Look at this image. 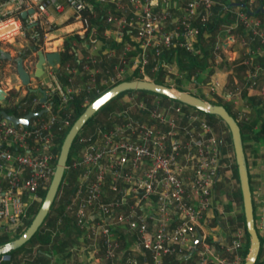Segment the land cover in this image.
Masks as SVG:
<instances>
[{
  "label": "built area",
  "instance_id": "1",
  "mask_svg": "<svg viewBox=\"0 0 264 264\" xmlns=\"http://www.w3.org/2000/svg\"><path fill=\"white\" fill-rule=\"evenodd\" d=\"M90 1L110 5L104 14L108 28L101 33L102 38L108 40L112 36L118 42L125 31L132 41V44H124L114 74L101 81L100 84L106 85L134 69L142 74V79H149L144 69L150 58L154 59L150 72L158 66L172 72L174 60L168 62L162 57L166 50L198 54V29L194 24L206 23L212 15V6L217 4L216 0H183L182 4L179 0ZM244 1L248 8L256 2ZM49 7L56 11L66 7L77 17L91 10L89 0H62V3L58 0H0V42L25 36L28 27L29 38L37 39L39 32L32 25L42 23ZM29 9L32 11L25 17L15 16ZM230 18L232 21L224 27L228 34L226 41L244 47L246 39H254L255 48L246 52L256 56L264 53V23L246 10H235ZM238 26L243 32H232ZM95 42L100 45L98 40ZM95 42L90 46L91 51L99 49ZM227 42H217L214 49H222L227 60L232 61L233 52L225 47ZM135 49L134 56L125 58L126 51ZM102 53L109 58L114 50L106 47ZM218 61L216 56L215 63ZM94 62L92 54L88 53L81 65L88 72L84 83L62 84L57 73L50 71V81L43 85L45 93L55 94L60 103L81 94L98 93ZM63 70L72 73L68 65ZM244 74L247 89L264 97V61L247 68ZM209 83L203 95L214 92L227 101L237 94L234 88L225 89L224 83L216 77L212 76ZM124 97L125 108L118 112L124 119L117 121L112 114L107 129L99 123L90 134H76V144L82 146V153L65 166L78 171L65 211L72 215L83 237L92 242L94 250L97 238L101 239L103 259L108 264H121L113 227L134 234L136 248L147 253L146 264H163L164 257L180 255L193 246L195 258L187 264H242L239 254L245 244L242 225L213 239L205 231L211 190L218 179L220 159L226 157L212 126L197 112L185 110L180 104H162L159 96L153 98L151 105L136 99L134 93H126ZM86 101L85 97L83 103ZM37 102V98H32L30 104ZM40 107L45 109L46 115L31 118L26 127L13 125L0 116V229L5 233H16L22 228L28 206L39 201L37 191L48 186L56 157L53 151L55 130L60 131L69 123V110L58 120L48 104L43 102ZM131 110L135 111L136 118L131 116ZM176 117L182 121L180 124ZM261 191L262 185L257 184L251 196L258 207L253 220L259 240L257 254L262 261L264 240L259 237L264 239V193ZM198 235L201 238L193 245ZM8 260L7 253L0 254V263ZM126 263L138 264L134 256L126 258Z\"/></svg>",
  "mask_w": 264,
  "mask_h": 264
},
{
  "label": "trees",
  "instance_id": "2",
  "mask_svg": "<svg viewBox=\"0 0 264 264\" xmlns=\"http://www.w3.org/2000/svg\"><path fill=\"white\" fill-rule=\"evenodd\" d=\"M217 4L215 3L212 6V15L208 19L206 23L203 24H194L198 29L197 34V44L196 47L199 50L200 57H197L196 55H192L190 53H187L180 49H170L166 50L162 53V57L164 60L168 62H175L176 67V73L167 72L166 69L158 66L154 72H150V68L153 65L154 59L150 58L148 65H146L144 71L145 76H147L151 81L161 84L167 87H173L177 88L179 90L191 93L193 95H196L200 97L203 100L208 101L206 98L195 92V89H201V85L205 83V76L206 74L212 73L215 69H224L225 71L229 70V73L227 75V82L225 85H229L232 81V77L240 76L241 72H244L245 66L242 64L241 57L233 59L230 63H226L225 61V53L222 49H214V45L217 43L216 36L218 34V27L223 28L224 26L230 24L232 19V12L235 10L245 11V9L239 5L232 4L234 3H244V0H231V2H226V0H216ZM258 7H261L263 9L262 12H257L255 16H258L260 20L262 21L264 19V2L263 0H256L254 5L249 7L250 11H255ZM106 7H101L93 4L90 11H85L83 14L78 17L84 27L85 30L83 34L75 35L74 32L66 33L63 35V40L60 46L59 50V62L58 66H63L64 63L73 60L72 62L74 64H77L75 62V44L82 43L81 49L87 48L90 44H92L95 41L100 42V54L102 51L108 47L110 49H113L115 51V54L113 57L104 58L101 57L100 62L98 63V75L97 77L100 80L101 78L105 77V73L109 74L112 72V67L117 63V53L120 49L123 48V44L130 43L132 44V41L130 40V34L123 32L122 39L119 43H115L113 37L111 36L110 39L105 40L101 37V33L108 28L107 25L104 24V14ZM250 14V13H249ZM17 18H19V14L15 15ZM73 19H68L67 22L72 21ZM30 28V27H28ZM34 29H36L39 32V37L35 40L29 39V47L27 49H22L21 51L17 52L15 57H20L22 60H26L27 58L35 56L31 55L32 52H36L37 50H40L42 48V29L38 27L37 24L33 26ZM232 32L236 33H242L241 27L238 26L236 29H234ZM205 36V38H204ZM27 38V37H26ZM254 47H251L250 50H253ZM137 49L135 50H129L125 53V58H130L135 55ZM117 52V53H116ZM219 57L218 63H215V57ZM247 57L253 56V54L250 53V51L246 55ZM14 58L11 59V62L14 65ZM0 60L1 61H7L5 57H3V53L0 51ZM257 61L258 64L262 63L264 61V53L257 55ZM116 62V63H115ZM78 63H81V61H78ZM105 65V66H104ZM103 67L107 68L104 69ZM201 73H204L205 76H201ZM64 77V76H63ZM143 76L138 72V70L134 69L133 71H127L125 74L120 78L117 79L114 83L106 85V86H100V91L98 93H91L87 95H78L76 97H73L72 100L68 101L67 103H60L58 97L55 94H46L45 93V103L48 104L50 112L54 113L58 120H60L63 115L66 113L67 110L70 111V118L69 123L67 126H65L60 131L55 130V139H54V145H53V151L55 152L56 156L58 154L61 142L64 138V135L66 134L67 130L69 129L72 122L78 117V115L84 110L85 106L90 103L92 100H94L96 97H98L100 94H102L104 91H106L111 86L119 83L123 80H131V79H142ZM97 80V81H98ZM65 82V80H64ZM225 89H230L228 87H225ZM38 92V91H37ZM46 92V91H45ZM122 93H137V94H151L154 96H159L163 102L166 103H172V104H180L183 109H193V111L197 112L199 115H202L207 122L211 125L212 123L210 120L215 117L217 119H220L218 116L211 115L208 113H204L202 111H199L193 107L187 106L185 104H182L176 100L170 99L166 96H162L150 91H144V90H130L125 91ZM242 96L246 98V100L250 103L251 97H246V88H243L241 92ZM18 96V91L11 88L7 92V96L5 97L4 101L0 104V116L2 117L3 114H9L14 115L16 117H22L25 113L28 111H42L43 108L40 107L41 103L37 102L36 107L29 108L28 103H30L32 98H35V93L28 87L25 86V94L20 97L17 101L14 99ZM87 98L86 103H83L84 98ZM115 97H113L111 100H113ZM210 102V101H208ZM212 103V102H211ZM216 104H221L228 113L235 119V117L230 113L229 109L224 105L223 102H215ZM259 103V101H258ZM25 104L27 105L25 107ZM261 104V103H260ZM28 107V108H27ZM250 108H252L255 111V127L250 128L245 123H240L238 120H236L238 126H239V132H240V138H241V145L242 150L244 153L245 158V165L247 169V175H248V183H249V189L251 190L252 183L250 179V173L252 170L256 168V164L258 163L261 165V168L263 170L261 171L260 175L264 176V153H261L260 150L263 149L262 152H264V114H261L259 104L252 105V102L250 104ZM46 112L41 113L40 116H45ZM132 117L136 118L137 115H133V113H130ZM95 113L88 118V120L84 123L87 124L91 119H93ZM115 120L122 121L124 119V115H120L118 117L114 118ZM209 120V121H208ZM221 120V119H220ZM110 122H105L103 125L104 129H107L109 127ZM83 125V126H84ZM225 125V124H224ZM82 126V127H83ZM212 126V125H211ZM226 127V126H225ZM227 129V127H226ZM81 130V129H80ZM78 131L81 133V131ZM229 134V133H228ZM230 142V137H229ZM231 144V142H230ZM232 148V146H231ZM82 153V146L76 144V138L74 137L69 151L67 155V159L65 162V166H68L69 163L73 159H77L80 157ZM233 153V151H232ZM260 160L258 161L257 158ZM249 159L251 160L249 164ZM55 159L53 160V165L55 164ZM234 162V157H233ZM259 168H257L258 170ZM78 171H70L67 168L64 169L62 178L60 180V183L57 187L55 196L51 202V205L42 221V223L39 225V227L36 229L34 234L22 245L17 247L16 249L10 250L7 252L9 255V260L6 262H2L0 264H49V260L51 258V252H57V253H67L66 249L71 247L74 244V240L76 237L79 236V233L82 232L81 229H79L75 221L72 217V215L65 211V205L69 202L70 196L72 194V188L74 180L71 181V187L70 182H68L67 177L74 179ZM233 179L237 186V193H236V200L239 203L240 207V214L237 216V220L241 222L244 236L245 238V244L243 249L240 251V256L242 258V264L246 258L247 252H248V234L246 233L245 226H244V218H243V212H242V203H241V195L238 185V177H237V171L236 166L234 163L233 166V172H232ZM216 186V185H215ZM214 187V186H213ZM217 187V186H216ZM46 188L40 189L37 191V194L39 196L38 202H32L28 206L27 214L28 218L24 221L22 228L19 230V233H17L16 236L7 239L4 234L2 233V230L0 229V245H3L10 241L13 238H16L30 223L31 219L35 215L42 199L45 194ZM264 189V186L262 187ZM251 193V191H250ZM56 201H58V204H56ZM251 202H252V209H253V200L251 196ZM230 208V205L225 206V209ZM254 210V209H253ZM254 219V215H253ZM219 221L215 219V223H218ZM220 228V225H218ZM83 233V232H82ZM35 247V250L31 254L30 251H27L25 258V263H21L20 258H15L16 253L20 252L25 246ZM253 264H264V260H259V255L257 254V257Z\"/></svg>",
  "mask_w": 264,
  "mask_h": 264
},
{
  "label": "crops",
  "instance_id": "3",
  "mask_svg": "<svg viewBox=\"0 0 264 264\" xmlns=\"http://www.w3.org/2000/svg\"><path fill=\"white\" fill-rule=\"evenodd\" d=\"M58 1L62 3V0H58ZM89 4L91 5V8H92L93 4L100 6V8L106 7V8H104L105 11L107 10V8H110V5L91 3L90 0H89ZM19 18H21L20 14H19ZM69 18L73 19V20L70 22H67V20ZM37 25L43 31V33H42V48L40 50L43 52L44 51H56V52H58V54H59V50H60V46H61L64 34L74 32L75 35L81 36L85 30V27H84L82 21L77 16H75L66 7H63L62 11H56L53 7H49L47 9V13L43 16L42 23H39ZM33 26L34 25H32V27ZM224 27L223 28L218 27V34L224 33V29H225ZM28 33H30V28H28V30L26 31L25 36H22V35L21 36H15L13 39H9L6 42H0V51L3 53V57H5L4 53H6V52L9 53V57H5L7 59V61H1L0 60V88L6 92V96H7L8 90H10L11 88L18 91V96L14 99L15 101H17L20 97H22L25 94V86L20 85V81H19L17 74L15 72V58L16 57L14 58V65H13V63L11 62V59H13V57L11 58V54L15 53V55H16L17 52L21 51L22 49H27L29 47V39L31 40L32 38H29ZM32 40H35V39H32ZM216 41L219 42L218 36H216ZM119 42L120 41L115 42V43H119ZM95 43H97V45L100 47L98 42H95ZM90 46H91V44L87 48L81 49L82 43L75 44V55H76L75 56L76 57L75 62H77V64H74L72 62L73 60L64 63V65L60 66V67L58 66L59 61L56 62L54 66H49L48 64H44L43 65V73L38 78L33 77V74H32L33 70H34V63L36 61V55L34 52H32L31 55L35 56L34 59H33V57H30V58H27L26 60L25 59L22 60L23 66L25 67V69L29 73V85H28V87L31 90L38 88V87L46 90L45 86H43V85H44V83H47L50 81V79H49L50 77L48 75V73L50 71L57 73L58 80L62 84L70 83L71 85H73L75 83H84L88 78V72L84 71L82 69L81 65L84 63L85 58L88 55V53H91L93 58L95 59V62L92 65V67L94 69H96L95 82H96L98 87L102 86L100 84L102 80L100 79V81H97L99 79L97 77L98 69H99L97 65L100 62L101 57H104V55H103V53L100 54V52H101L100 49H97L95 51L94 50L91 51ZM229 51L233 52V54H231V57L233 56V59L236 58L237 55H239L234 50H229ZM121 52H122V49H120L118 51V53L116 52L117 53V55H116L117 61H118V56L121 54ZM94 53H96L95 56H94ZM114 54H115V51H114ZM113 56H111V57H113ZM78 61H81V63H78ZM26 63L33 64L32 68L29 69L28 66L26 65ZM11 65L13 66L12 70H9V71L7 70V72L1 73L2 69H6V68H10V67L12 68ZM65 65H68V67L72 68V73H69V72L63 70V67ZM114 66L112 67V72H114ZM228 73H229V70L225 72V71L215 69L212 73H210L208 75L210 77H212V76L216 77L222 83H225V82H227ZM67 77L71 81H69ZM232 78L234 79L235 77L233 76ZM64 80H65V82H64ZM34 93H35L34 97L37 98L38 102H40L39 98L41 97V93L37 92V91ZM253 93L254 92L252 90L246 89V95L251 96V94H253ZM135 95L137 97L141 98V100H143L147 105H149V104L151 105L153 98L155 97L154 95L147 94V93H144V94L135 93ZM122 98H123V102H125V97H122ZM4 99L0 101V104L4 101ZM209 101L212 103H215V102H223L224 100L219 96V98H217V99L212 98ZM231 102H233V101H231ZM161 103L165 104V105L172 104V103L163 102V100H161ZM225 103L229 107L230 111H232V114H234L233 110H232L233 106L228 102H225ZM26 106L27 105L25 104V107ZM28 107L34 108V107H36V104L28 103ZM111 114L112 113L108 112V110H107V112H104L103 114L100 113L99 115L93 117V119H91L84 126V128H82L81 133H83L85 135L92 133L94 131V126L96 124H99V123L105 124V122H109ZM227 138L229 139V134H228ZM70 171H73V170H70ZM77 174H78V172H77ZM250 174L252 175V173H250ZM75 178H76V176L74 177V179L71 178L70 181H73V180L75 181ZM251 178H253V177L251 176ZM70 187H71V185L69 186V188ZM261 192L264 193V190ZM108 194L111 195L110 193H108ZM253 205H254V209L258 210V207H257L255 202L253 203ZM113 229L116 232V240L118 241V244H119V247H118L119 248L118 249L119 262L121 264H124L126 258H128L130 255L134 256L135 255L134 252H136L135 256H137L138 261L136 259L135 260L137 261V263L146 264L148 262L147 253H146V251H143V250L136 248L134 234L127 232L124 229H118L116 227H113ZM194 241H193V245H194ZM91 243H92L91 241H89L83 237V233L81 232V233H79V236L75 238L74 244L71 247L66 249L67 253H61L60 254V253L52 251L51 252V258L49 260V264H108L107 261H105L103 259V250H102L101 239L97 238V241H96L97 249H95V250L93 249V245H91ZM83 247L88 252V255H87V253L84 254L82 251H80V249ZM239 254H240V252H239ZM135 256H134V258H135ZM194 258L195 257L192 254L191 250H184L183 252L180 253V255H172V256L164 257L163 264H187V263L191 262V260H194ZM122 261H124V262H122Z\"/></svg>",
  "mask_w": 264,
  "mask_h": 264
},
{
  "label": "water",
  "instance_id": "4",
  "mask_svg": "<svg viewBox=\"0 0 264 264\" xmlns=\"http://www.w3.org/2000/svg\"><path fill=\"white\" fill-rule=\"evenodd\" d=\"M239 5L243 7L248 13L251 15H255L258 11L262 12L263 9L258 7L255 11H250L248 7L245 6L244 3H234L231 2V5ZM32 9H29L25 12L20 13V17H25L26 13L31 12ZM36 61L34 63L33 77L38 78L43 73V65L48 64L49 66H54L56 62L59 61V54L56 51H41L37 50L35 52ZM5 57H9V53H4ZM15 72L20 81V85L28 86L29 85V73L25 69L22 64V59L20 57L15 58ZM130 90H144L150 91L162 96H166L170 99L176 100L182 104L193 107L199 111L204 113H208L211 115L218 116L222 122L227 127L230 142L233 151L234 163L236 166L237 177H238V185L241 195V203H242V212L244 218V226L246 233L248 234L249 246L246 258L243 264H253L259 247V240L257 237V233L254 228V220H253V209L251 202V193L249 189L248 183V175L247 169L245 165L244 153L241 145V138L239 132V126L236 120L228 113V111L221 105L216 103H211L206 100L201 99L200 97L193 95L191 93L179 90L173 87H167L161 84H157L150 79H131V80H123L119 83L111 86L90 103H88L84 110L78 115V117L72 122L69 129L67 130L64 138L61 142L58 154L56 156L53 172L46 188L43 199L31 219L28 226L16 237L8 241L7 243L0 245V254H5L10 250L16 249L24 242H26L36 231L39 225L42 223L51 202L55 196L57 187L62 178L63 171L65 169V162L67 159L68 151L70 145L78 133V131L82 128L84 123L90 118L96 111L103 106L110 99L115 97L121 92L130 91ZM33 92H40L41 97L39 101L41 103L45 102V89L40 87L32 89ZM6 96V92L0 88V101L3 100ZM104 97H108L107 100H104ZM103 101L97 107L98 102ZM45 109L42 111H28L22 117H16L14 115L3 114V118L10 121L13 125L20 124L24 127L27 126L29 120L33 117L40 116L41 113H44ZM201 235H198L194 241V245L200 240ZM194 246L191 249L193 251Z\"/></svg>",
  "mask_w": 264,
  "mask_h": 264
},
{
  "label": "rangeland",
  "instance_id": "5",
  "mask_svg": "<svg viewBox=\"0 0 264 264\" xmlns=\"http://www.w3.org/2000/svg\"><path fill=\"white\" fill-rule=\"evenodd\" d=\"M182 1L183 0H179V3L182 4ZM228 1L231 2V0H226V2H228ZM121 3H122L123 6L126 5V2H121ZM256 17L259 18L258 16H256ZM262 22L264 23V19L262 20ZM262 31L264 33V29H262ZM227 35L228 34H226L225 32L221 33V34H217L219 42L230 41V40L226 41L225 37ZM204 38H205V36H204ZM246 40H247V45H245L244 47L241 46L237 42L233 43V44H229L227 42V44H225V47L228 48L227 49L228 51L229 50H234V51H236L239 54V55H237L236 58H240L241 57V60L244 59L243 61H247L246 65H244L243 61H242V64L245 66V70L247 68H252L256 64H258L256 55L253 54V56H251V57H247L246 56L247 55L246 51L250 50L251 47L255 48V46L257 44L256 40H254V39L253 40L246 39ZM14 55H15V53L11 54V58L12 57L14 58ZM95 55H96V53H94V56ZM195 55L197 57H200L199 53L195 54ZM225 61H226V63H230L231 62V61L227 60L226 56H225ZM26 65L28 66L29 69H31L32 66H33V64H31V63L30 64L26 63ZM103 68L107 69L105 67H103ZM12 69H13V66H12V68L10 67V68H6V69H2L1 73L7 72V70L9 71V70H12ZM174 69H175V66H172L171 71L174 72ZM218 70L225 71L224 69H218ZM245 70H244V72H245ZM175 71H176V69H175ZM114 72L109 73V74L105 73L106 76L101 78V80L108 79L110 76H112L114 74ZM244 72H241L240 76H237L234 79H232V81H231V83L229 85H225L226 82L224 83L225 87H228L230 89H233V88L236 89L235 92H237V94L234 95L232 97V99L227 100V101H223V102H224V105L228 109H229V107L226 105L225 102H228V103H230L233 106L232 110H233L234 114H232V111H230V109H229V111H230V113L233 116L235 115L234 117H235L236 120H238L240 123H245L250 128H253V127H255V123H254L255 111L252 108H250V104H251V102H252V105L259 104L260 112H261V114H264V97L258 95L257 93H255L254 90H252L255 94L253 93V94H251V96L246 95V97H251L252 101L249 103L246 100V98L242 96L241 92H242L243 88L247 89V87H248L247 83L245 81ZM201 76H205V74L201 73ZM205 78H206L205 83L201 85L202 88L201 89H195V92H197L198 94H200L201 96L206 98L208 101L210 99H212V98H215V99L219 98L218 94L214 93V92L213 93L208 92L207 95H203L202 94V92H207L208 91V87L210 85L209 80H210L211 77L206 74ZM260 78H262L261 75H260ZM261 80L262 79H259V82H261ZM98 81H100V80H98ZM107 84H109V83H107ZM101 85L102 86H106V84H101ZM124 94L125 93L121 92L118 95H116L113 100H111V101L109 100L108 102H106L103 106H101L96 111L94 117L99 115L100 113L103 114L104 112H107V110H108V112H111L112 114L116 115L115 117L120 116L121 114H119L118 112H121L125 108V102H123V98H122V97H124L123 96ZM135 98L138 99L139 97L136 96ZM139 99H141V98H139ZM231 101H233V102H231ZM258 101H259V103H258ZM191 110H193V109H191ZM130 112L133 113V115H135V111L134 110H131ZM200 116H202V115H200ZM175 120H176L177 124H180L182 122L178 117H176ZM204 120H206V119L204 118ZM210 122L212 123L211 124L212 125V129L217 134L219 140H221V146H222V151H223L222 153H223V155H226V157L223 156L220 159L218 179L215 181L214 187L211 190V209L209 210V213H208V219L209 220H208V222L206 223V226H205V231L210 233L211 234V239H213V238H217L220 235L225 236L235 226L241 225L240 224L241 222L239 220H237V216H239V214H240V207H239L238 201L236 200L237 186H236V183H235V181L233 179V176H232L234 162H233V153H232L231 144L229 142V139L227 138L228 137V130L226 129L224 123L220 119H217V118L213 117L210 120ZM84 126L82 128H84ZM82 128H81V130H82ZM77 134H80V133L78 132ZM262 151H263V149H261L260 152L264 153ZM257 160L259 161L260 157H259V159L257 158ZM248 162L250 164L251 160L249 159ZM257 168H259V169L257 170ZM262 170H263V168H261V165H259L257 163L256 164V168L254 170H252V172H251L252 175L250 174V179H251V183H252V187H251V190H250L251 191V195L253 194L252 191H253V189L255 188V186L257 184H261L262 187L264 186V176L262 177L260 175ZM251 176L253 178H251ZM67 180H68V182H70V185H71L72 182L70 181V179L68 177H67ZM263 190L264 189L262 188V191ZM107 196L110 197V195L108 193H107ZM56 204H58V201H56ZM228 205H230V208H228V209L226 208L225 209V206H228ZM253 209H254V207H253ZM253 215L255 216V209L253 210ZM27 218H28V214H27ZM215 219L218 220L219 222L215 223ZM218 225H220V228L218 227ZM2 233H5V232L2 231ZM17 233H19V231L16 232V233H6L4 235L6 236L7 239H10V238L16 236ZM258 233H259V231H258ZM259 239L262 242L264 240L263 238H260V237H259ZM28 250L32 254L33 251L35 250V247L33 246V247L29 248L28 245L25 246L20 252L16 253L15 258H20L21 259V263H25V258L28 257V256H26ZM80 251H82L84 254L87 253V255H88V252L86 251V249L84 247L81 248ZM134 253L136 255V252H134ZM135 259L137 260V256H135ZM122 262H124V261H122Z\"/></svg>",
  "mask_w": 264,
  "mask_h": 264
},
{
  "label": "snow or ice",
  "instance_id": "6",
  "mask_svg": "<svg viewBox=\"0 0 264 264\" xmlns=\"http://www.w3.org/2000/svg\"><path fill=\"white\" fill-rule=\"evenodd\" d=\"M107 99H108V97H104V100H107ZM100 103H103V101L98 102V104L96 106L98 107Z\"/></svg>",
  "mask_w": 264,
  "mask_h": 264
}]
</instances>
